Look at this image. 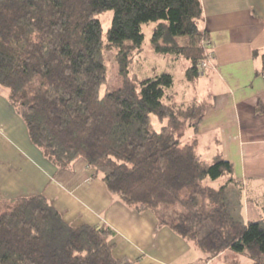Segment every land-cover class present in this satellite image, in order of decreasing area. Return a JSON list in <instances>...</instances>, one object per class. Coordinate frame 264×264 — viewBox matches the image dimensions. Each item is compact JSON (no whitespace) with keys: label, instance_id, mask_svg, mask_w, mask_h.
<instances>
[{"label":"trees","instance_id":"1","mask_svg":"<svg viewBox=\"0 0 264 264\" xmlns=\"http://www.w3.org/2000/svg\"><path fill=\"white\" fill-rule=\"evenodd\" d=\"M106 11L113 17L103 38L97 16ZM201 19L200 0H0V90L31 144L57 169L82 159L111 195L152 212L159 226L209 258L230 251L264 264V219L244 221L231 164L220 156L206 163L195 139L176 138L182 119L196 129L206 104H166L170 75L128 78L141 26L155 22V54L182 57L190 64L186 81L198 79L209 42ZM109 47L118 51L122 84L100 98ZM261 61L264 77V54ZM256 112L263 114L264 104ZM151 116L165 120L159 132ZM222 177L218 189L209 187ZM112 235L106 226L68 225L43 196L20 198L0 213V264H135L113 257Z\"/></svg>","mask_w":264,"mask_h":264},{"label":"crops","instance_id":"2","mask_svg":"<svg viewBox=\"0 0 264 264\" xmlns=\"http://www.w3.org/2000/svg\"><path fill=\"white\" fill-rule=\"evenodd\" d=\"M201 29L212 53L201 81L206 95L195 103L206 109L191 128V142L202 161L217 156L232 166L242 185L245 222L264 219V0H200ZM207 153L205 160L201 153ZM43 196L72 227H108L115 259L135 264H214V258L168 227L150 211L138 212L111 195L102 176L76 159L57 169L28 138L24 123L0 90V213L20 198ZM226 261L222 264H226Z\"/></svg>","mask_w":264,"mask_h":264},{"label":"rangeland","instance_id":"3","mask_svg":"<svg viewBox=\"0 0 264 264\" xmlns=\"http://www.w3.org/2000/svg\"><path fill=\"white\" fill-rule=\"evenodd\" d=\"M113 17L112 11L102 12L97 16L100 21L103 38L111 26ZM156 27L155 22H149L141 26V31L144 36V40L139 51H133L129 54L127 73L128 78L136 81L154 78L161 74H167L172 77L173 85L167 91L164 102L166 104L172 103L176 109L185 110L188 106L193 105L194 101H199L206 95V88L208 83L201 81L199 77L194 82L189 83L186 81V71L189 68V62L182 57L175 56H163L155 54L151 47V37ZM205 53V52H204ZM118 51L114 48H106L103 53L104 64L106 68V81L99 90V97H103L105 93L112 92L118 89L122 84V77L119 74V67L117 63ZM211 65V64H210ZM210 68L208 65L207 69ZM207 72L203 70L201 75H205ZM168 96L171 97L168 99ZM171 99V102H170ZM182 127L176 135V138L182 143H189V139L192 136L191 128H189V122L186 119H182ZM165 125V120H159L156 116H151V130L159 132ZM207 153L204 151L201 153L202 158H207ZM226 178L208 183L210 188L218 189L224 184ZM202 229L201 233L205 232ZM226 261V264H250L251 261L246 254L230 252L225 260L215 262L214 264H222Z\"/></svg>","mask_w":264,"mask_h":264},{"label":"built area","instance_id":"4","mask_svg":"<svg viewBox=\"0 0 264 264\" xmlns=\"http://www.w3.org/2000/svg\"><path fill=\"white\" fill-rule=\"evenodd\" d=\"M205 59L198 65V68L203 71L207 69L208 65L211 67L212 53L210 50L209 42L203 43Z\"/></svg>","mask_w":264,"mask_h":264}]
</instances>
